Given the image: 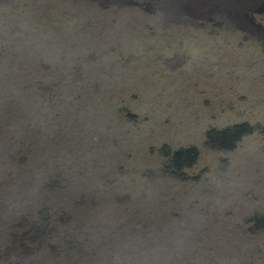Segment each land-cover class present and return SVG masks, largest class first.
<instances>
[{"label":"rangeland","instance_id":"374dc122","mask_svg":"<svg viewBox=\"0 0 264 264\" xmlns=\"http://www.w3.org/2000/svg\"><path fill=\"white\" fill-rule=\"evenodd\" d=\"M243 123L264 0H0V264H264V134L206 138Z\"/></svg>","mask_w":264,"mask_h":264},{"label":"trees","instance_id":"16d2710c","mask_svg":"<svg viewBox=\"0 0 264 264\" xmlns=\"http://www.w3.org/2000/svg\"><path fill=\"white\" fill-rule=\"evenodd\" d=\"M254 132L264 134V125L251 126L248 123H243L222 130L212 129L208 131L206 138L208 144L231 150L244 136L253 134ZM22 147L25 148L23 145ZM166 154L172 167L179 172L192 168L199 156L198 150L194 147L182 148Z\"/></svg>","mask_w":264,"mask_h":264}]
</instances>
